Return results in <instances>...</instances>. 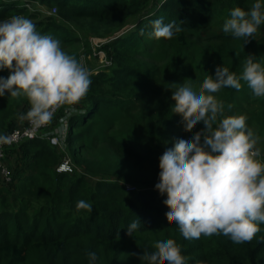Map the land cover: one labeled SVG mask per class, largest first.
<instances>
[{
  "label": "trees",
  "instance_id": "trees-1",
  "mask_svg": "<svg viewBox=\"0 0 264 264\" xmlns=\"http://www.w3.org/2000/svg\"><path fill=\"white\" fill-rule=\"evenodd\" d=\"M34 1L48 10L56 8V14H29L8 0L0 1V21L23 15L42 34H50L64 49H72L70 53L77 59L90 55L89 59L95 61L92 65L86 59L92 82L68 119L66 146L75 165L104 177L89 180L75 170L71 175L57 174L59 151L45 139L25 141L10 149L8 154L15 151L19 157L13 162L11 181L5 184L0 180V264H92L89 252L96 254L95 264H147L140 259L143 252L156 251V241L167 239L180 246L186 264H264V224L251 242L242 244L223 235L185 239L175 222L170 224L166 219V196H161L150 181L137 180L134 184L132 180L136 167L154 172L165 150L204 127L198 123L192 132H185L171 99L172 92L182 84L198 92L209 76L200 74L209 69L211 57L194 68L198 77L189 78L185 64L191 61L187 51L192 39L204 44L219 42L221 45L212 50L216 65L237 75L242 74L249 54L264 64V41L259 36L245 43L244 38H233L222 31L231 10L239 7L249 11L256 0ZM260 2L264 5V0ZM160 17L166 24L184 22L182 30L171 39L149 38L152 22ZM214 23L220 28L217 32ZM125 26L128 28L98 48L112 61L111 66L100 67L91 54L89 37L96 38L101 30L108 35ZM263 31L264 24L257 32ZM80 33L85 34L82 40ZM237 44L238 51L233 48ZM241 84L239 91L224 88L215 95L226 106L225 116L246 115L248 126L264 142V97H254L247 84ZM1 103L0 133L5 135L26 121H18L19 112L13 115L11 102ZM229 104L233 105L230 111ZM21 108L26 113L30 106L22 104ZM62 115L59 111L57 117ZM128 120L132 123L125 127ZM260 149V159L264 160V144ZM84 150L91 154L108 150L119 162L107 164L105 157L97 156L98 162L92 165L91 160L78 154ZM126 185L134 187L133 191H126ZM79 200L90 203L92 211H77ZM137 219L142 225L129 236L127 228Z\"/></svg>",
  "mask_w": 264,
  "mask_h": 264
},
{
  "label": "clouds",
  "instance_id": "clouds-1",
  "mask_svg": "<svg viewBox=\"0 0 264 264\" xmlns=\"http://www.w3.org/2000/svg\"><path fill=\"white\" fill-rule=\"evenodd\" d=\"M262 8L260 0L249 11L234 8L223 23V33L248 42L264 24ZM183 24H166L160 17L152 22L149 38L171 39ZM3 69L10 75L0 76V97H25L30 108L19 113L17 119L35 128L52 124L62 107L68 106L75 113V105L86 97L92 82L91 72L81 60L66 52L59 39L38 31L23 15L0 21ZM241 81L254 97H264V64L254 55H248L240 75L217 66L215 77H206L198 92L189 84L172 92L173 112L182 117L184 131L192 132L198 123L204 126L190 138L178 139L159 158L155 189L166 196L163 204L168 208L167 221L175 222L185 239L223 235L242 244L251 242L264 224V160L257 147L260 137L248 126L246 115L225 116L226 106L215 95L224 88L241 90ZM232 107L227 105L229 111ZM218 117L222 119L217 122ZM11 143L10 136L0 135V146ZM76 209L91 212L92 205L79 200ZM141 225L139 219L133 221L127 234L132 236ZM154 247L156 251H145L140 259L147 264H186L174 240L156 241ZM88 258L95 264L94 252H89Z\"/></svg>",
  "mask_w": 264,
  "mask_h": 264
},
{
  "label": "rangeland",
  "instance_id": "rangeland-1",
  "mask_svg": "<svg viewBox=\"0 0 264 264\" xmlns=\"http://www.w3.org/2000/svg\"><path fill=\"white\" fill-rule=\"evenodd\" d=\"M0 1H8V0H0ZM10 1H15L13 4H17L18 8H23L25 9L29 14H32L34 12H42V13H46L48 15H55L56 14V8H51L49 9L50 12H48L49 10L46 9V7H41V5L34 1V0H10ZM46 10V11H45ZM46 14V15H47ZM128 26H125L124 29L120 30V31H115V32H112L108 35L104 34L105 30H101L100 31V35H96V38H101V39H105V38H112L114 36H117L119 35L121 32H123L125 29H127ZM213 30L214 32H217L220 30V28L217 26L216 23H214V26H213ZM81 34V33H80ZM198 35V34H196ZM85 34L82 33L80 38L81 40L84 38ZM256 36H259V38L261 39V41H264V31L262 33H256ZM158 40V39H157ZM160 40V39H159ZM190 47H189V50L187 51L190 55H191V61L188 62L187 64H185V67L188 68V74H189V78H194V77H198V73L195 72L194 68L195 69H198L199 68V63L203 60H206L208 57H211V61L212 63L208 65L209 69L207 70H203V72L200 74V76H208V75H211L212 74V71L213 69L215 68L216 63H215V55H212V50H214V48H218L221 44L219 42H211V43H201L199 40L197 39H192L190 41ZM234 42H232V44H234ZM79 44L77 46V51H78V48H79ZM238 47L239 45L237 44V46L233 45V48L238 51ZM80 49V48H79ZM66 52L70 53L72 51V49H64ZM71 54V53H70ZM138 58V57H137ZM81 59V58H80ZM140 60V58H138ZM82 61V60H81ZM89 63L94 65L95 64V61L92 60V59H89ZM97 61H98V58H97ZM84 65L88 68L89 64L88 62H84ZM237 65V63H236ZM157 66V65H155ZM89 69V68H88ZM10 75V72L8 69H3V70H0V76H3L4 78H7L8 76ZM4 100H7L10 103V105H14V110H13V115L16 116V114L20 111H22V108H21V105L23 104L24 106H30L27 99L23 96L19 97V98H11L8 96V94H6L4 97H0V106H1V101H4ZM24 110L21 112L23 113ZM13 115L11 117H13ZM13 119V118H11ZM132 121L128 120L126 121V125L125 127H130ZM1 135V133H0ZM264 142H259V144L257 145L259 148H261L263 146ZM70 152V153H69ZM68 152L67 150V146L65 148V153L69 155V157L71 158L72 160V163H73V167H74V170L77 171V172H82L81 174H86V177H89L93 180H96L100 177H104V176H94V175H91L90 173H87L84 169H81L80 167H78L77 165H75L74 163V158L72 156V152L71 150ZM16 154L15 151H11L10 154H8L9 156L7 157V163H8V167L10 168V171H11V174L13 175L15 172L14 171V167H13V162L15 161L14 158V155ZM78 154H80L83 158H86L88 160H91L92 162V165H94V163L98 162V160L96 159L97 156H103L106 158V163L107 164H114L116 162H119V160H117L115 154H112V152H109L108 150L105 151L104 153L102 154H97L95 151L92 152H89L87 150H84V151H79ZM262 154V153H261ZM64 155V153H61L60 155L58 154V161L59 159H61V157ZM57 161V163H58ZM36 162V161H35ZM43 164V163H42ZM159 166V165H158ZM25 166L24 164H22V169H24ZM159 171L160 169L157 168L154 172L153 171H148V170H144L142 166H139V167H136L133 171H132V180H133V183L135 184V182L137 180H139L140 182L141 181H150V184L152 185H156L158 182H159V179L156 181L155 179L153 178H156V177H159ZM28 174L30 172H27ZM105 178H109V176H106ZM110 179V178H109ZM147 180V181H146ZM138 186V185H137ZM139 187V186H138ZM139 189V188H138Z\"/></svg>",
  "mask_w": 264,
  "mask_h": 264
},
{
  "label": "built area",
  "instance_id": "built-area-1",
  "mask_svg": "<svg viewBox=\"0 0 264 264\" xmlns=\"http://www.w3.org/2000/svg\"><path fill=\"white\" fill-rule=\"evenodd\" d=\"M110 38H93L89 37L91 54L98 58V64L102 68H107L111 66L112 61L108 59L104 52L99 50L103 44L107 43ZM91 56L88 55L86 59H89ZM81 57L82 62L86 61ZM91 72V71H90ZM62 111L63 115L57 117L58 112ZM73 115L68 106L60 108L55 117L57 118V124L54 126V119L52 124L48 126H42L40 128L33 127L29 122H25L18 128L13 129L5 135H8L12 138V143L8 145L0 146V180L2 183H9L11 181V171L7 164V154L10 149L19 145L25 141H31L35 139H45L48 141L49 145L59 151V155L64 153V155L59 159V162L55 168L57 174H68L71 175L74 171L73 163L68 154L65 153L66 148V135L68 132V119ZM126 191H133L134 187L130 185L125 186Z\"/></svg>",
  "mask_w": 264,
  "mask_h": 264
},
{
  "label": "crops",
  "instance_id": "crops-1",
  "mask_svg": "<svg viewBox=\"0 0 264 264\" xmlns=\"http://www.w3.org/2000/svg\"><path fill=\"white\" fill-rule=\"evenodd\" d=\"M18 157H19V153L16 152V154L14 155V158H13V159H15V161H17ZM15 161H14V162H15Z\"/></svg>",
  "mask_w": 264,
  "mask_h": 264
}]
</instances>
